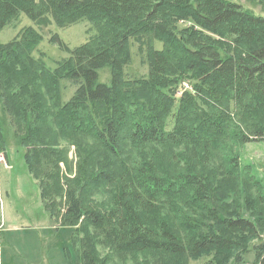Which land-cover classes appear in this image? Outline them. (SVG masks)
Instances as JSON below:
<instances>
[{
	"label": "trees",
	"instance_id": "1",
	"mask_svg": "<svg viewBox=\"0 0 264 264\" xmlns=\"http://www.w3.org/2000/svg\"><path fill=\"white\" fill-rule=\"evenodd\" d=\"M22 14L39 28L85 20L95 29L73 48L53 34L68 56L52 70L32 56L41 40L33 27L0 43V152L9 122L37 180L41 163L51 167L42 149L52 146V130L88 138L119 161L66 189L62 222L97 231L115 253H232L244 247L234 233L264 231V187L237 153L264 141V15L233 0H0V31ZM132 46L147 63L144 76L125 71ZM61 80L75 87L63 103ZM134 149L148 154L128 159ZM102 191L108 201L85 209L84 197ZM51 200L60 203L55 194ZM177 229L195 235L184 241ZM81 247L79 264H99L90 245ZM251 247L252 264H264V240ZM239 253L232 264H243Z\"/></svg>",
	"mask_w": 264,
	"mask_h": 264
},
{
	"label": "rangeland",
	"instance_id": "2",
	"mask_svg": "<svg viewBox=\"0 0 264 264\" xmlns=\"http://www.w3.org/2000/svg\"><path fill=\"white\" fill-rule=\"evenodd\" d=\"M233 1L241 3L243 7L256 14L264 15V0ZM19 19L17 24L6 26L0 31V43L7 44L14 41L19 37L22 28L33 27L38 31L41 40L32 51V56L35 59H41L45 67L50 70L56 67L58 60L68 56V52L63 47L50 41L53 34H57L64 45L73 48L95 33V29L91 28L85 20L66 28H59L50 21L39 28L24 14L20 15ZM160 45V42H154L155 48H159ZM147 70L145 59L137 53L135 46H132L131 58L125 71L128 75L140 77L146 75ZM60 87L61 103H63L70 98L75 87L71 86L67 80H61ZM24 120L22 119L20 125L19 130L21 131L25 124ZM5 126V140L8 147L6 151L0 152V264H79L82 250L81 240L84 245H90L94 254L93 261L99 264H213L214 262L232 264L238 251L240 253L237 255L241 256L243 264H252L256 259L255 253L251 250V243L256 244L264 240V231L258 227L260 232L258 237L248 236L243 239L240 234L234 233L233 237L241 240L244 247L235 248L232 253L207 251L201 254L169 255L161 251L149 250L129 253L110 252L108 247L98 242L100 233L87 227L82 232L81 222L80 228L77 229L78 225L62 222L61 216L66 206V189L81 185L94 167H99L104 163L118 165V159L101 150H96L94 143L88 138L63 139L52 130V133H55L52 146L46 145L42 149L44 157L51 162V167L45 169L46 165L41 163L43 170L38 172L39 179L37 180L32 176L25 161L26 148L15 144L18 135L15 131V123L8 122ZM45 132L39 128L38 134L43 136ZM45 135L47 136V132ZM27 146L29 150L28 143ZM154 152L157 156L162 153L157 149H154ZM127 153L128 159L131 160L134 157H143L148 154L147 149H134ZM237 153L240 156V165L242 167L250 165V173L256 179H260L264 187V141L248 142L241 146ZM51 157H56L57 161H51ZM85 157L91 161L85 160ZM59 159L61 162H58ZM53 173H56L55 177L50 175ZM42 188L45 190L47 188L50 205L46 204L42 195L40 196ZM89 192L86 191V194ZM52 194L60 197L59 204L52 202ZM84 198H87L88 202V205H83L84 208L85 206L94 208V206L101 205L100 203L107 202L110 195L102 191ZM236 201H238V206L244 203L240 195ZM240 213L239 210L238 214ZM218 229L221 230V228ZM177 231L181 239L186 237L184 241L189 240L194 232L178 229Z\"/></svg>",
	"mask_w": 264,
	"mask_h": 264
},
{
	"label": "crops",
	"instance_id": "3",
	"mask_svg": "<svg viewBox=\"0 0 264 264\" xmlns=\"http://www.w3.org/2000/svg\"><path fill=\"white\" fill-rule=\"evenodd\" d=\"M15 227H16V228H18V226H17V225H15ZM15 227H14V228H15Z\"/></svg>",
	"mask_w": 264,
	"mask_h": 264
}]
</instances>
